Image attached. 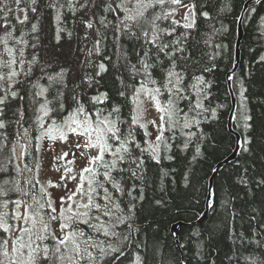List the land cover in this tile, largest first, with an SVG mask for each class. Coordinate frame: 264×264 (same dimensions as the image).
<instances>
[{"label":"trees","instance_id":"obj_1","mask_svg":"<svg viewBox=\"0 0 264 264\" xmlns=\"http://www.w3.org/2000/svg\"><path fill=\"white\" fill-rule=\"evenodd\" d=\"M84 2L36 0L32 4L31 0H21L18 5L16 0H0V37L11 32L8 46L17 50V59L18 50L23 48L25 60V64L15 66L20 72L18 82H0V96L9 87L17 92L16 97L8 96L0 104V121L4 124L0 127V166L8 169V176L19 180L21 188L32 187L26 181L36 184L38 198L42 186L37 177L41 130L52 120L61 123L67 118L75 110V96L94 116L97 110L104 116L119 107V119L124 121L120 127L126 132L134 107L133 88L129 85L138 87L143 79L141 75L134 76L130 67H139L138 60L144 55L142 42L116 30L117 17L123 13L106 11L109 0H88L87 7L81 8ZM184 2L195 5V26L184 28L181 22L165 42L181 41L174 47H182L183 51H176L173 59L183 76L182 86L188 99L179 101V107L188 114V120L194 118L195 122L183 128L182 116L181 126L165 131L170 149L161 145L159 162L144 153L142 168L137 170L142 172V178L124 173V187L132 191L131 195L121 197L120 203L129 219L116 226L117 237L93 234L104 242L102 247L107 253L102 257L98 248L91 249L96 264H181L182 254L186 264H264V0L245 15L241 61L233 77L237 94L234 128L240 132L243 146L237 158L226 163L214 178L208 218L182 225L180 246L171 231L173 223L192 222L202 215L213 168L235 146V135L228 128L232 100L227 74L234 62L237 22L244 0ZM51 4L56 7H50ZM25 14L28 18L21 23ZM101 18H105V24L100 23ZM89 19L93 21L90 29L83 23ZM159 23L161 27L171 26L170 20ZM33 24H37L36 32H32ZM17 40L27 43L17 44ZM97 47L99 51H94ZM33 56L37 58L35 62ZM0 57L10 59L3 44ZM100 64L105 65L106 71L100 70ZM169 66L170 61L164 59V64L153 72L156 86H160ZM61 69L65 70L66 87L50 85L48 77ZM40 87L48 89L45 96L52 101L50 107L56 109L51 119L42 122L36 119L44 101V97L35 94ZM58 91L63 92L59 101L54 99ZM121 92L125 95L121 96ZM102 93H107V99L101 96L103 103L92 101L93 96ZM160 99L166 102L168 93L164 92ZM197 102L201 108L195 107ZM59 103H64L65 108L60 109ZM245 116L250 119L245 120ZM133 129L135 140L145 147V130L135 125ZM19 140L23 143L21 160L17 155ZM122 166L135 169V165ZM5 178L0 174V181ZM9 196L12 200L18 198L16 193ZM128 205H132L131 212ZM8 211L11 212V206ZM109 244L117 251H111ZM0 259L9 264V258Z\"/></svg>","mask_w":264,"mask_h":264},{"label":"snow or ice","instance_id":"obj_2","mask_svg":"<svg viewBox=\"0 0 264 264\" xmlns=\"http://www.w3.org/2000/svg\"><path fill=\"white\" fill-rule=\"evenodd\" d=\"M20 2L21 0H16L18 5ZM31 2L35 4L36 0H31ZM87 3L88 0H85L80 7H87ZM129 4L131 7L126 6ZM49 6L56 7L55 4ZM70 7L75 10L73 5ZM157 8L160 11H156ZM180 9H184V12L181 13V19L177 20L175 16ZM105 10L123 13L122 17H117L116 30L141 41L144 51V55L138 60L139 67L137 65L130 66L133 75H141L143 79L139 81L138 87L129 85L133 88L134 104L128 124L129 130L126 132L121 130L120 125L124 121L119 119V107H114L107 116H103L101 110H97L96 115L102 116V118L94 120L83 104L75 96L72 97L76 104L75 110L59 124L52 120L51 127L46 128L41 136V138L47 136L50 140L59 138L63 141L67 140L69 133L82 137V140L74 143V148L80 150L79 156L87 161L86 166L81 168L78 174L74 173L71 167L55 169L61 172L60 180L64 183L66 191L69 180L77 181L74 190L68 195L60 197L59 210L54 206L50 193L44 186H40L41 195L38 198L35 194L36 184L26 181L32 187L25 190L20 187L19 180L8 176L7 168L0 166V174L7 177L0 181V257L9 258V264H45V262L47 264H96L97 258L91 249L98 248L102 257L107 253L102 247L104 242L98 240V237H94L93 234L117 237L119 233L115 230L116 226L124 224L129 219L124 214L120 203V198L125 194L131 195L132 191V189L124 187V173L127 172L135 178H142V172L138 173L137 170L142 168L144 153H148L152 159L159 162L161 145H164L165 149H170L165 131L181 126L182 116L183 128H189L195 122L194 118L188 120V114L182 113L179 107V101L188 99L184 95L186 90L182 86L183 76L176 70L173 59L176 51H183L182 47H174L181 41L170 39L165 42L167 37L173 36L176 32L175 26L181 24V21H184V28L195 26V5L185 3L184 0H120L119 3L109 0ZM31 11L35 12V7H32ZM203 15L207 16L208 14L203 13ZM27 18L25 14L24 20L20 22L23 23ZM56 19L58 21L60 19L59 12ZM165 20L171 21L170 27H161L159 22ZM83 23L89 29L93 27L91 19ZM100 23L105 24V18H101ZM36 31L37 24H33L32 32ZM59 31L58 29L57 39H59ZM181 35L183 36V34ZM11 38V32H7L5 37H0V44L4 45V51L10 58L5 60L0 57V69H7V71H0V82H18L16 78L20 72L16 70L15 66L25 64L24 49L18 50L20 59H17V50L8 46V40ZM26 43L24 40H17V44ZM99 43L100 40H97L96 45ZM32 47L36 46L32 45ZM153 49H155L154 52ZM94 51H99V48H94ZM162 56L170 61V66L164 70L160 86H156L157 80L153 78V72L164 64ZM36 59L33 56L32 62H35ZM99 68L101 71H106L104 64H100ZM28 71H31V62H29ZM64 76V69H61L55 76H49L50 85L55 83L66 87ZM197 79L199 82L200 78ZM34 87H38V85H34ZM190 87L195 88V85ZM47 91V88L40 87V90L35 93L36 96L44 97V101L38 109L41 115L36 117L40 122L45 118L51 119L52 114L56 111L50 107L52 101H49L45 96ZM164 92L168 93L166 102H162L160 99ZM4 93L3 96H0V104L5 103L8 96L13 98L17 96V92L11 90L10 87L4 89ZM120 95L124 96L125 93L121 92ZM141 95L152 102L156 108L159 123L157 120L144 121L146 109L144 108L145 101L141 99ZM61 96H63V92L58 91L54 99L59 101ZM101 96L103 99H107V93L93 96L91 99L96 103H103ZM189 107H191L190 104ZM195 107L201 108L202 105L197 102ZM59 108H65L64 103H59ZM244 119L250 118L245 116ZM133 125L144 129L146 137L152 136V133L147 131L148 126L152 125L156 129L155 139L145 140L146 146L141 147L133 135ZM3 126V122L0 121V127ZM54 130L58 133V137L52 135ZM85 150L93 151L90 153ZM134 152H139V155H133ZM75 155L76 153L72 152V156L75 157ZM106 155L111 158L106 160ZM68 156L69 152H64L55 157V160H65ZM72 163L74 160L66 161V164ZM122 165H135V169ZM48 184L51 187H59L52 181H48ZM10 193H16L18 198L10 199ZM10 206L11 212L8 211ZM127 207L131 212L132 205ZM53 225H55V230ZM49 240L52 242L51 245L45 243ZM108 247L111 251H117L112 248L111 244ZM137 261H139V257H137ZM0 264H5L3 259H0Z\"/></svg>","mask_w":264,"mask_h":264},{"label":"rangeland","instance_id":"obj_3","mask_svg":"<svg viewBox=\"0 0 264 264\" xmlns=\"http://www.w3.org/2000/svg\"><path fill=\"white\" fill-rule=\"evenodd\" d=\"M126 6L131 7L130 4ZM183 12L184 9H180V11L176 14L175 17L177 20L181 19V13ZM181 22L184 23V21ZM263 24H264V18H263ZM141 99L145 101L144 108L146 109V111L144 113V121L157 120V123H159L158 113L156 111V108L153 106L152 102L146 100L143 95H141ZM91 116L94 120H98L102 118V117H98L97 115L96 116L91 115ZM51 125L52 124L46 125L41 130L38 138L39 159L37 164V177L41 185L47 189L48 193H50L51 199L54 202V206H56L59 210L60 197L66 196L72 190H74L77 181L69 180L67 183V191H66L64 183L60 180L61 172H58L55 169L57 167L61 169L63 167H71L74 170V173L78 174L80 169L86 166L87 161H85L79 156L80 150L74 148V143L82 140V137L76 134L69 133L66 141H63L59 138H57L56 140H50L47 138V136L41 138L42 133H44L45 129L51 127ZM147 131L152 133V136L148 137V140H154L156 129L152 125H149ZM52 135H57L58 137V133L55 132V130L52 132ZM85 151L92 153L93 150H85ZM64 152H69V156L66 157L65 160H61V161L55 160V157L62 155ZM72 152L76 153L75 157L72 156ZM69 159L74 160V163L66 164V161ZM48 181H52L54 184H58L59 187L49 186ZM53 229L55 230V225H53ZM47 242L49 244L52 243L50 240L46 241L45 243Z\"/></svg>","mask_w":264,"mask_h":264},{"label":"water","instance_id":"obj_4","mask_svg":"<svg viewBox=\"0 0 264 264\" xmlns=\"http://www.w3.org/2000/svg\"><path fill=\"white\" fill-rule=\"evenodd\" d=\"M257 1H260V0H247L244 4L242 11H241V14H240L239 19H238V32H237V40H236V46H235L234 66L229 70V72L227 74V76H228V87H229V91L231 94V100H232V107H231L230 114L228 117V128L236 137V145H235V148L233 149V151L228 156H226L224 159L220 160L213 168V172L210 176V184H209V191H208V196H207V201H206V207H205L202 215L198 219H196L192 222L178 221V222H175L172 224L171 231L174 234L176 242L179 246H180L179 233H180V227L182 225L201 223L208 218L210 208L212 205L211 200H212V189H213L214 178L218 174L219 170L226 163L231 162L237 158L239 151H240V148L242 147L241 134L238 130H236L234 128V120H235V115H236V110H237V94H236L234 87H233V77H234L235 71L237 70V68L240 64V58H241V47H240V45H241V41L244 37V26H243L244 14L250 5L255 4ZM22 149H23V143H22V141L19 140L17 142V155H18L19 160H21V158H22ZM181 264H186L184 256L182 257Z\"/></svg>","mask_w":264,"mask_h":264},{"label":"bare ground","instance_id":"obj_5","mask_svg":"<svg viewBox=\"0 0 264 264\" xmlns=\"http://www.w3.org/2000/svg\"><path fill=\"white\" fill-rule=\"evenodd\" d=\"M247 0H244V2H243V5H242V8H241V11H242V9H243V7H244V4H245V2H246ZM260 1H262V0H260ZM260 1H257L255 4H257L258 2H260ZM255 4H251L249 7H248V9L246 10V12H245V14H244V18H245V15H246V13H247V11L249 10V9H254L253 7H254V5ZM241 11H240V14H241ZM240 14H239V16H240ZM264 18V17H263ZM238 19H239V17H238ZM261 21H262V17H261ZM243 24H244V19H243ZM244 26V25H243ZM263 28H264V24H263ZM237 32H238V22H237ZM236 40H237V38H236ZM242 42V41H241ZM235 46H236V42H235ZM240 47H241V45H240ZM234 60H235V53H234ZM240 61H241V58H240ZM233 66H234V62H233ZM232 66V67H233ZM239 67V66H238ZM238 69V68H237ZM236 72V71H235ZM235 117H236V115H235ZM235 121V120H234ZM242 137V136H241ZM235 145H236V137H235ZM242 146H243V138H242ZM234 148H235V146H234ZM241 149V148H240ZM233 151V150H232ZM228 156V155H227ZM213 172V171H212ZM208 196V195H207ZM212 199H213V191H212ZM206 201H207V198H206ZM211 203H212V200H211ZM177 243V242H176ZM179 246V245H178ZM184 255L182 254V257H183ZM185 258V257H184ZM181 262H182V258H181Z\"/></svg>","mask_w":264,"mask_h":264}]
</instances>
